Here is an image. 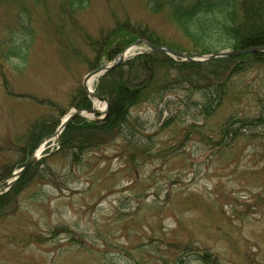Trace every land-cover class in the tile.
Masks as SVG:
<instances>
[{
    "label": "rangeland",
    "instance_id": "rangeland-1",
    "mask_svg": "<svg viewBox=\"0 0 264 264\" xmlns=\"http://www.w3.org/2000/svg\"><path fill=\"white\" fill-rule=\"evenodd\" d=\"M149 1L0 0V183L119 54L114 34L144 30L193 56L170 15L191 0ZM204 75L158 69L159 93L76 162L49 143L0 195V264H264V66L233 74L209 114Z\"/></svg>",
    "mask_w": 264,
    "mask_h": 264
},
{
    "label": "trees",
    "instance_id": "trees-1",
    "mask_svg": "<svg viewBox=\"0 0 264 264\" xmlns=\"http://www.w3.org/2000/svg\"><path fill=\"white\" fill-rule=\"evenodd\" d=\"M155 6L158 5L154 0L149 1V8ZM170 10L172 20L194 43L193 49L197 54L216 53L227 48L239 50L264 46V0H191L188 5L173 2ZM113 36L120 37L113 44V46L115 44L119 46L117 53L138 39H144L155 46L159 45L156 39L144 30L137 32L124 30ZM257 64L264 66V53H250L191 63L173 60L163 53L137 55L107 72L95 86V92L108 100L106 118L102 121H89L82 117H75L60 135L59 150L68 151L72 161L76 162L86 151L106 145L119 134L123 124L126 123L130 107L159 93L161 87H157L160 81L158 69L166 72L167 69L174 67L186 73H207L202 79L205 82L203 109L206 114H209L218 106L214 107L213 104L215 92H219L233 74ZM198 77L197 84H201V78ZM78 90L80 95L73 106L90 107V100L83 89ZM222 92L224 97V90ZM50 133L43 124L32 131L30 146L25 150L26 155L19 161L18 167L25 163L35 146ZM43 161L44 159H41L19 178L10 192L16 191V184L24 183L23 180L35 173ZM5 205L6 202H1L0 208L3 209Z\"/></svg>",
    "mask_w": 264,
    "mask_h": 264
},
{
    "label": "water",
    "instance_id": "water-1",
    "mask_svg": "<svg viewBox=\"0 0 264 264\" xmlns=\"http://www.w3.org/2000/svg\"><path fill=\"white\" fill-rule=\"evenodd\" d=\"M137 45H143L146 48V50L143 51L145 53L146 52L164 53V54H166L172 58H178L181 61H185V62H189V63H191V62H205V61H209V60L215 59V58L235 57V56H239V55H243V54H250V53H264V46H262V47H248V48L239 49V50L226 49V50H222V51H219L216 53H211L208 55L189 56V55L185 54L184 52L172 49L170 47L154 46V45L148 43L147 41H145L144 39L136 40L134 43L125 47V49L123 51H121L112 60V62L99 66L98 68L90 71L84 77L83 89H84L85 93L88 95V97L90 99H96L99 102H104L106 105L105 111L102 112L95 107H92L90 109L75 108V109L71 110L64 117V119L59 123L55 132L53 134L47 136L45 139H43L37 145L35 151L31 154L28 161L19 170L13 172L9 177L4 179L0 183V194H2L3 192H6L10 187H12V185L15 183V181H17V179H19L23 174H25L28 171V169L31 168L36 163V161L41 157L40 154L36 153L40 147L43 148L45 146V144L51 140H56L58 142L59 135L61 134V132L64 130V128L69 124V122H71V120L74 117H76V116L96 117L97 115H100V114L107 115V110H108L107 100L104 97L99 96V95L95 94L92 90H90L87 87V81L90 78H98V77L102 76L103 74H105L106 72H108V71L116 68L117 66H119L121 63H123L127 59V56H129L133 53V50L136 48ZM140 53H142V51H139L136 54H140ZM136 54H134V55H136ZM1 184H5V185L1 186Z\"/></svg>",
    "mask_w": 264,
    "mask_h": 264
},
{
    "label": "bare ground",
    "instance_id": "bare-ground-1",
    "mask_svg": "<svg viewBox=\"0 0 264 264\" xmlns=\"http://www.w3.org/2000/svg\"><path fill=\"white\" fill-rule=\"evenodd\" d=\"M95 80H96V78H90V79L87 81V87L90 88V89L93 88ZM93 105H94V107H99V109H102V111L105 110V104H104V103H100V102L97 101V100H94V101H93ZM41 152H42V147H40V148L37 150L36 153L39 154V153H41Z\"/></svg>",
    "mask_w": 264,
    "mask_h": 264
}]
</instances>
